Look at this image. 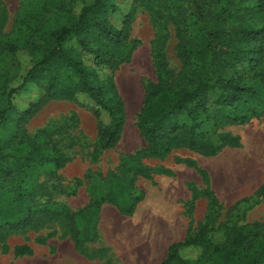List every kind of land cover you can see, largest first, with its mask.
I'll use <instances>...</instances> for the list:
<instances>
[{"label": "rangeland", "instance_id": "obj_1", "mask_svg": "<svg viewBox=\"0 0 264 264\" xmlns=\"http://www.w3.org/2000/svg\"><path fill=\"white\" fill-rule=\"evenodd\" d=\"M110 1L114 10L108 16L113 27L119 28L125 16H130L129 41L118 51L120 63L114 72L102 67H96V71L100 80L112 78L124 104L120 139L110 149L98 148L97 121L83 105L88 103L84 95L75 100H48L22 125H18L19 113L36 99L38 89L29 84L13 96L17 110L7 113L0 127V148L6 146L11 152L22 154L29 147L25 140H30L44 150L62 154L67 162L59 170L48 163L34 170V192L29 204L46 212H39L33 223L22 230H0V264H159L171 243L195 235L203 225V240L212 244L225 242L234 228L244 224L257 223L258 233H264V112L257 101H254L258 107L256 116L242 124L226 123L227 109L221 112L216 109L231 91L222 84L218 86L215 79L209 81L212 87H207L203 95L208 110L198 118L196 130L205 132L217 145L223 144L222 137L235 140L209 156L185 147L174 148L162 157L142 156L139 151L146 144L138 129L146 85L156 81L153 50L157 36L161 35L168 68L177 75L181 69L176 51L177 27L195 36L190 15L197 13L198 5L206 2L209 6L204 8L211 12L219 9L222 12L224 8L234 13L240 9L245 12L241 16L248 24L264 26L254 14L255 0L221 1V5L216 0ZM64 6L63 0H0V110L6 103L4 84H17L32 64L25 47L21 46L17 55L12 56L3 49L4 43L23 45L30 33L29 25H40L46 33L61 25H71L75 17L63 10ZM154 12L160 15L162 23L156 22ZM183 15L189 31L179 23ZM65 45L78 51L75 38ZM237 45L232 50L220 43L213 44V53L227 55L233 62L223 69L225 78L240 73L248 81L253 75L249 70L250 56L237 62L243 48L241 43ZM250 46L255 51V44ZM210 55L202 62H193L200 79L206 69H212L215 58ZM82 56L90 64L88 55ZM254 81H248V85L259 90ZM241 109L250 112L248 108ZM102 118L106 120L105 115ZM184 120L187 121L182 117L181 121ZM131 160L139 161L151 177L135 173L127 164ZM112 176L122 180L131 195L138 198L134 213L124 216L112 204L102 203L92 219L94 241L75 248L68 220L55 213L85 211L94 197L91 189L107 194ZM11 201L12 195H0V211H11L8 208ZM200 251L190 247L180 253L192 260L188 264L219 263L218 257L211 254L196 260Z\"/></svg>", "mask_w": 264, "mask_h": 264}, {"label": "trees", "instance_id": "obj_2", "mask_svg": "<svg viewBox=\"0 0 264 264\" xmlns=\"http://www.w3.org/2000/svg\"><path fill=\"white\" fill-rule=\"evenodd\" d=\"M77 1H80L78 7ZM149 1L147 0L148 3ZM186 1L195 0H183L184 3ZM221 1L235 2L216 0L220 5ZM247 1L249 0H242ZM63 3L65 6L62 9L75 17L71 25H61L47 33L41 31L40 25H29L30 33L23 45L4 43L3 49L12 56L17 55L21 46L25 47L32 57V64L17 84H4L6 103L0 110V127L6 121L7 113L17 110L12 102L13 96L29 84L36 86L38 95L21 110L18 125L25 123L48 100H75L78 95H84L88 103L83 105L89 108L97 121V146L100 150H107L114 147L120 139L125 110L112 78L109 76L100 80L96 67L106 68L111 73L116 70L120 63L118 51L129 41L130 16L126 15L122 25L115 28L109 23L108 14L114 10L110 0H63ZM207 6L206 2L201 3L197 6V13L190 15L196 29L194 37L177 27L176 51L181 61V69L177 75L168 68L162 48L163 41L160 42L161 35L157 36L153 50L156 81L146 85L138 114V129L146 144L139 151L142 156L162 157L179 147L209 156L215 154L223 144L235 143V140L222 137L220 140L223 144L217 145L209 140L205 132L196 130L199 126L196 123L198 118L208 110L203 95L207 87H212L209 85L211 79H215L218 86L222 84L231 91L229 95H224L216 109V112L227 109L228 112L224 115L226 123L242 124L256 116L258 107L254 106V101H257L264 112V26L254 27L253 24H248L241 16L245 12L240 9L232 13L223 8L224 15H221L220 9L211 12L204 8ZM254 9L257 19L260 17L264 24V0H255ZM154 18L156 22L162 23L157 12H154ZM180 18L179 23L184 30L188 29L186 17L183 15ZM200 22L204 23L202 27L197 24ZM222 24L234 26L220 27ZM70 38L77 41L78 51H72L65 45ZM235 42L241 43L243 47L236 61L243 62L245 57L250 56L249 70L253 75L248 77V81L255 80L259 90L249 86L240 73H236L234 77H224L223 69L226 64L233 62L227 55L218 51L213 53V44L220 43L234 50L239 47ZM251 43L255 44V51L251 50ZM84 54L88 55L90 64L84 62ZM208 54L215 60L212 69H206L200 79L198 70L192 67L193 62H202ZM241 108H248L250 112H244ZM103 115L106 120L102 118ZM182 117L187 121H181ZM25 143L29 147L22 154L13 153L6 146L0 148V195H12L8 207L11 211H0V230H22L33 223L39 212H46L34 209L29 204L34 192V170L44 163L59 170L67 162V158L56 151L44 150L30 140H25ZM127 164L135 173L145 178L151 177L139 161L131 160ZM91 190L94 197L85 211L72 213L60 210L55 213L68 220L75 248L94 241L92 219L102 203L108 202L122 215L130 216L138 201L117 176L110 178L107 194ZM258 227L257 223L244 224L234 228L225 242L212 244L203 240V225L195 235L181 242L171 243L159 264H188L192 260L184 258L180 252L190 247L201 250L196 260L211 254L218 257V264H264V233H258Z\"/></svg>", "mask_w": 264, "mask_h": 264}, {"label": "bare ground", "instance_id": "obj_3", "mask_svg": "<svg viewBox=\"0 0 264 264\" xmlns=\"http://www.w3.org/2000/svg\"><path fill=\"white\" fill-rule=\"evenodd\" d=\"M148 204V203H147ZM143 209V208H142ZM145 210H147V209H145ZM148 211V210H147Z\"/></svg>", "mask_w": 264, "mask_h": 264}]
</instances>
